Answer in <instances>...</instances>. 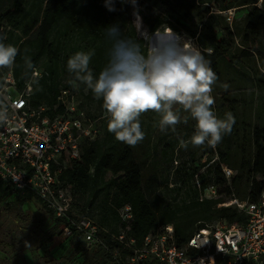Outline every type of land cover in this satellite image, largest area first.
<instances>
[{
    "label": "trees",
    "instance_id": "obj_1",
    "mask_svg": "<svg viewBox=\"0 0 264 264\" xmlns=\"http://www.w3.org/2000/svg\"><path fill=\"white\" fill-rule=\"evenodd\" d=\"M79 1H84L86 10L74 8ZM215 0H200L192 2L189 9L195 12L198 20L197 29H190L180 19L183 18V7L173 11V16L180 26L187 32L200 51L209 60L210 66L217 76L213 86V93L220 95L225 102L221 111L227 107L234 116L236 105L229 99V93L241 90V83L249 81L255 87L264 91V73L249 69L248 64L256 56L258 48L264 49V0H236L227 3L219 1V5H211ZM8 5L0 13V30L6 33L5 44H12L18 48V55L11 71L19 89H23L25 82L33 71L25 75L24 56L31 58L34 69L46 60L41 76L33 81L32 94L29 104L32 107L47 106V115L54 117L62 112L57 105V97L62 88L76 89L84 94L86 100L93 97L85 85L77 82V87L70 83L73 75L67 71V60L76 52L94 51L90 61V68L94 75L106 66L107 52L111 42L105 29L112 25H119L125 36L135 37V26L132 13L126 3L115 0L116 11H108L105 0H7ZM146 4L151 0H145ZM204 7V10H201ZM235 7L246 9L241 25L229 24L225 17L218 12H225ZM149 15L142 17L144 30L154 33L164 24V19L154 15L148 9ZM168 28H176L169 24ZM8 29V30H7ZM20 33V36L17 35ZM35 32V37L30 34ZM79 37L86 41V45L70 46V41ZM140 43H145L136 34ZM237 41V42H236ZM69 50V51H68ZM262 62V61H261ZM261 70H264L262 62ZM3 72H6L3 69ZM0 71V84L2 73ZM67 77L62 83L61 78ZM38 81V83H36ZM223 87L224 90L221 91ZM75 90V92H76ZM86 91V93L84 92ZM101 106L102 101L100 100ZM80 108L81 105H80ZM93 119L99 118L86 112ZM151 113H154L151 111ZM97 121V124H98ZM101 123V131L94 141L83 144L81 154L69 162L68 169L61 176V180L71 189L76 199L83 200V211L86 216L96 220L98 225L109 234H117L120 228L119 209L129 205L132 211L130 234L139 243L150 232L159 227L172 224L178 246L184 245L196 230L216 220H223L228 225H244L247 216L235 206L219 207L220 203L236 199L238 202L255 203L264 190V125L253 128L248 134L247 147L239 152L226 148L224 152L215 153L217 159L209 164L213 152L209 149L211 158L196 163H183L176 170L177 182H165L168 193L179 196L183 193V200L176 203L164 201L156 195L153 202L147 198L144 191V175L139 163L135 159V146H128L115 139L114 134L107 130V114ZM196 121L194 120V126ZM99 127V126H98ZM236 131V121L232 133ZM230 135V134H228ZM171 147V141L169 145ZM167 151H163L166 156ZM207 167V171L201 170ZM221 167H227L235 172L230 183L225 179ZM198 184L200 185L198 187ZM213 184L217 187L219 198L215 200H201L200 195L205 187ZM184 190V191H183ZM23 201L10 203L7 209L17 218L24 220L22 214ZM45 210V209H44ZM48 215L50 213L45 210ZM51 216V215H50ZM52 217V216H51ZM53 219V226L49 230V237L61 233L62 223ZM45 217L38 221L41 228ZM75 249L73 254L79 255L82 264H113L110 257L101 248L85 250L81 239L73 235Z\"/></svg>",
    "mask_w": 264,
    "mask_h": 264
},
{
    "label": "built area",
    "instance_id": "obj_2",
    "mask_svg": "<svg viewBox=\"0 0 264 264\" xmlns=\"http://www.w3.org/2000/svg\"><path fill=\"white\" fill-rule=\"evenodd\" d=\"M190 41L197 46L194 39ZM40 76L34 69L24 88L19 89L10 70L0 84V98H5L9 106V122L0 126V186L11 197L21 195L37 200L54 219L61 221L64 237L78 235L83 249L101 248L113 264L264 263V190L255 203L232 199L218 205L235 206L247 216L244 225L231 226L223 220L206 223L182 246L177 244L172 224L150 232L138 243L130 234L129 205L118 211V233L105 237L108 231L79 212L71 189L61 180L69 162L81 154L84 142L99 136L98 120L80 108L74 89L60 90L56 106H61L62 112L54 117L47 115V106L32 107L29 100L33 81ZM221 171L230 183L235 172L227 167H221ZM218 198L213 184L200 195L201 200Z\"/></svg>",
    "mask_w": 264,
    "mask_h": 264
},
{
    "label": "clouds",
    "instance_id": "obj_3",
    "mask_svg": "<svg viewBox=\"0 0 264 264\" xmlns=\"http://www.w3.org/2000/svg\"><path fill=\"white\" fill-rule=\"evenodd\" d=\"M133 7L135 37L125 36L119 25L105 29L111 42L106 66L94 75L90 61L94 51L76 52L67 60V71L73 75V87L77 82L86 86L95 99L102 101L107 113V130L115 139L128 146L143 141L140 117L153 111L160 116L158 127L162 133L176 131L181 122L188 123L189 116L180 115V109L196 121L190 141L181 140L179 148L187 150L207 145L215 149L226 134H231L235 118L227 113L218 118L213 111L212 95L217 76L210 61L191 41L183 39L172 29H157L153 34L142 30L137 0H120ZM108 11H116L115 0H105ZM139 34L145 43L136 39ZM6 33L0 30V69L14 66L18 48L5 44ZM25 75L34 72L30 57L24 56ZM38 83V81H36ZM179 106V108H177ZM9 122V106L0 98V126ZM20 177H13L19 180ZM203 264V261L200 262Z\"/></svg>",
    "mask_w": 264,
    "mask_h": 264
},
{
    "label": "rangeland",
    "instance_id": "obj_4",
    "mask_svg": "<svg viewBox=\"0 0 264 264\" xmlns=\"http://www.w3.org/2000/svg\"><path fill=\"white\" fill-rule=\"evenodd\" d=\"M194 0H151L147 3L145 0H137L139 15H149L148 9H152L154 15L161 16L165 21L160 27L161 29L168 28V25H173L176 29L172 30L185 40L192 39L187 32L180 26L179 22L173 16V11L183 7V4H188V7H183V18L180 22L184 23L190 29L194 30L198 27V20L195 18V12L189 9V5ZM209 1V0H205ZM236 0H226L227 3H234ZM199 3L200 0H195ZM211 5H219V1L210 2ZM260 3V0H259ZM128 10L132 13V20L135 21L133 15V7L130 3H126ZM7 0H0V13L6 9ZM87 6L84 1H79L74 11L86 10ZM204 10V7H201ZM246 9L235 7L225 12H218L225 17L229 24L236 23L241 25ZM135 26V25H134ZM144 26L142 24V30ZM8 30V29H7ZM153 34V33H151ZM20 36V33L17 32ZM36 33L32 32L30 37H35ZM139 35V34H138ZM139 37H141L139 35ZM145 42V41H144ZM237 42V41H236ZM80 45L84 47L86 41L79 37H75L70 41V46ZM69 51V50H68ZM255 58H253L245 67L254 71H261L262 62H264V49L258 48ZM262 61V62H261ZM46 60L43 59L36 67V70L41 73ZM0 69L2 75L10 69ZM39 78V77H38ZM62 83L67 81V77L61 78ZM241 83V90H236L229 93L230 101L226 104H231L234 100L236 108L234 109V118L236 121V131L230 135L223 136L222 141L215 149L207 145L193 147L190 143L187 150L179 148L181 140L190 141L195 132L194 119L189 113L180 109V115L189 116L187 124L180 123L176 126V131L168 129L166 133L159 130L158 123L160 116L158 113L148 111L140 117L142 131L145 133L143 141L135 146V159L139 163L144 175V191L150 202L154 201L156 195H159L164 201L171 202L173 197L176 198V203L180 204L183 200L182 192L179 196L175 193H168L165 189V182H177L176 170L183 163H190L192 160L196 163L205 161L211 158L209 149L213 152V156L209 164H213L216 160L215 153L224 152L229 148L233 152H239L242 147L247 145L248 133L255 127L264 125V91L255 87L252 82L244 81ZM74 90H76L74 88ZM224 90L223 87L221 91ZM86 93V91H84ZM215 103L213 111L218 118H225L229 113L227 107L224 111H219L224 107L225 102L220 100L219 95L212 92ZM77 102L82 109L99 118L98 126L101 131V123L107 114L101 106L100 100L94 96L86 100L83 93L76 90ZM179 108V106H177ZM171 141V147L169 142ZM166 156L163 151H167ZM207 167L201 170V173L207 171ZM74 197V196H73ZM75 198V197H74ZM76 207L83 211V200L76 199ZM23 201L22 214L24 220L16 217V215L7 209L10 203H19ZM45 217L44 225L39 228L38 221ZM53 219L46 213L42 205L35 199L27 196L15 195L11 197L7 191L0 186V264H82V259L79 255H74L75 241L74 238L64 237L61 233H56L49 237V230L53 226ZM264 264V263H260Z\"/></svg>",
    "mask_w": 264,
    "mask_h": 264
}]
</instances>
